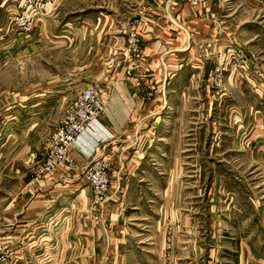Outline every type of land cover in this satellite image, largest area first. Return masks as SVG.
Masks as SVG:
<instances>
[{
  "label": "crops",
  "instance_id": "0c3cea01",
  "mask_svg": "<svg viewBox=\"0 0 264 264\" xmlns=\"http://www.w3.org/2000/svg\"><path fill=\"white\" fill-rule=\"evenodd\" d=\"M138 2L136 10L154 22L147 35L156 39L145 46V52L150 71L155 67L156 74H151L145 81L155 82L158 90L145 103L141 94L133 93L135 106L131 114L128 108L119 107V102L118 107L115 104L118 99L129 100L128 95L107 90V110L93 124L91 132L80 136L82 149L71 151L72 163L45 171L42 169L44 157L40 171L25 183L23 193L14 194L7 200L0 215V235L12 252L9 264H76L79 243L84 254L79 264H93L95 241L109 264H115V260L122 264L127 253L125 211L132 205V210L137 212L140 199L146 200V189L140 180L148 179L151 197L159 195L153 180L166 181L160 197L165 198V206H169L175 194V165L181 164L183 171L184 164L203 162L201 157L191 160L188 154L175 157L170 145L175 130L174 108L178 110L176 115L182 116L183 123L184 115L195 104L207 130L219 134V140L213 145L214 151L224 148L228 153L211 162L204 192L209 210L214 212V218L217 216L210 236V241L217 245L219 256L216 261L219 264H264L263 80L254 76L250 69L244 72L228 70L224 72L222 89L213 90L210 85L213 68L222 58L226 59V45L239 46L253 54V62L260 64L264 75V6L256 0H213L200 10L190 11L183 0ZM45 18L28 38L21 39L22 42H30L44 34ZM82 32V36H88L91 31L85 29ZM190 64L196 65V73H190L187 78L192 83H202L204 91L191 93V98L186 97L184 91L180 92L176 106L170 85ZM80 83L87 85L88 81ZM191 102L196 103L191 106ZM107 130L112 136L111 141L105 142L110 144L112 151L114 148L126 151L131 146L141 147L137 156L139 168L135 173V179L139 181L138 199L132 198L130 202V195L128 197L129 175L116 173L115 177L111 173L110 181H121V190L116 195L119 200L108 203L105 222L103 217L97 226L93 195L91 189L83 187L86 182L81 170L98 153L93 148L94 142L101 140L104 132L110 137ZM158 145L164 148L153 154L151 150ZM184 150L190 148L182 149L183 153ZM107 152L109 150L103 153ZM115 160L114 155L111 162ZM146 160L151 166L142 172ZM181 174L185 179L193 176ZM194 176H201V172H194ZM111 209L114 212L109 214ZM95 226L100 227L96 228V235ZM79 229L83 232L80 238ZM200 240L196 237L193 241L198 252Z\"/></svg>",
  "mask_w": 264,
  "mask_h": 264
},
{
  "label": "rangeland",
  "instance_id": "374dc122",
  "mask_svg": "<svg viewBox=\"0 0 264 264\" xmlns=\"http://www.w3.org/2000/svg\"><path fill=\"white\" fill-rule=\"evenodd\" d=\"M13 1L0 0V215L7 200L14 194L23 193L25 183L40 171L39 166L47 157V144L55 125L81 89L89 85L95 87L105 111L107 90L128 95L129 100L114 102L117 107L119 102V107L128 108L130 114L135 106L133 93L141 94L145 103L158 90L155 82L145 81L151 74H156L155 67L150 71L145 52V46L156 38L147 35L152 31L154 22L136 10L139 0H47L44 34L30 42H22L21 39L26 38L23 33L8 30V7L14 4ZM256 1L264 6V0ZM85 29L91 31L88 36H82ZM195 68L196 65L190 64L183 75L174 77L170 91L175 95L176 106L179 105L176 102L180 92L184 91L190 98L193 92L203 93L202 83H192L187 78L190 73H196ZM83 80L88 84H81ZM210 85L213 90L222 89V85ZM195 103L191 102V106ZM174 111L175 130L170 142L173 155L180 157L188 154L191 160L201 157L203 162L184 164L183 171L181 164L175 165V194L169 206H165V198L160 197L166 181L153 180L159 195L151 197L148 179L140 180L146 189V200L140 199L137 212L132 210V205L125 211L127 253L122 264H219L216 261L219 256L217 245L210 241L213 221L217 216L214 218V212L209 210L204 192L208 186L211 162L228 153L224 148L214 151L213 145L219 140V134L207 130L196 104L184 115L183 123L182 116L176 115L178 110L174 108ZM102 115L86 132H91L93 124ZM111 136V133L109 137L104 132L101 140L94 142L93 148L98 153L91 161L102 160L109 177L111 173L115 177L116 173L131 177L127 185L131 202L138 196L139 181L135 179V173L139 168L137 156L141 147L131 146L126 151L114 148L115 151H112L110 144L105 142L111 141ZM187 147L190 150L183 153L182 149ZM161 148L164 147L158 145L151 152L154 154ZM106 150L109 152L103 153ZM107 155L110 157L107 158ZM114 155L116 160L112 163ZM145 165L147 168L143 167L142 172L149 170L151 163L147 161ZM84 170H81V176ZM198 171L201 176H194V172ZM182 172L193 176H186L189 179H185L181 176ZM120 182L115 179L110 182L114 201L110 198L102 206L94 203L95 225L103 217L105 222L110 207L108 203L119 200L116 195L121 190ZM83 187L90 189L87 182ZM112 212L113 209L109 214ZM97 226L95 235L100 229ZM82 233L79 229L78 238ZM196 237L202 241L200 252L197 251V244L193 243ZM0 238L6 246L4 238L1 235ZM81 246L79 243L76 264L80 263V257H84ZM9 252L7 264L12 253L11 250ZM92 261L93 264H109L96 241ZM114 262L118 263L117 260Z\"/></svg>",
  "mask_w": 264,
  "mask_h": 264
},
{
  "label": "built area",
  "instance_id": "2783aa9c",
  "mask_svg": "<svg viewBox=\"0 0 264 264\" xmlns=\"http://www.w3.org/2000/svg\"><path fill=\"white\" fill-rule=\"evenodd\" d=\"M13 1V0H12ZM213 0H183L190 10H200ZM8 7V30L23 33L28 38L37 24L46 14L47 0H14ZM226 62L221 60L212 70V83L220 85L224 80V72L233 70L244 72L251 70L254 76L263 80L260 64L253 62L254 56L239 46L226 45ZM262 76V77H261ZM261 85V84H259ZM104 112V104L95 87L86 86L69 102L66 111L57 121L47 144V157L43 170L51 171L55 167L72 163L71 151H81L79 138L92 125L93 121ZM85 169V170H84ZM83 178L88 183L93 201L102 206L111 198L110 177L102 160L89 161L84 167ZM0 238V264H7L9 252Z\"/></svg>",
  "mask_w": 264,
  "mask_h": 264
}]
</instances>
